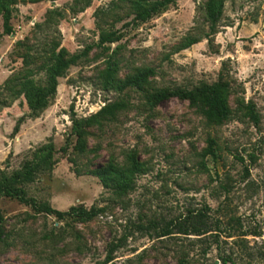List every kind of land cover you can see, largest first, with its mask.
Returning a JSON list of instances; mask_svg holds the SVG:
<instances>
[{
	"label": "rangeland",
	"instance_id": "rangeland-1",
	"mask_svg": "<svg viewBox=\"0 0 264 264\" xmlns=\"http://www.w3.org/2000/svg\"><path fill=\"white\" fill-rule=\"evenodd\" d=\"M203 2L174 0L136 25L131 0L12 5V32L0 38V177L52 141L53 168L24 185L26 196L61 211L92 205L104 210L86 220L58 219L0 195V264H224L223 258L229 259L225 264H264V0H226L214 31ZM111 32L115 41L97 45L102 33ZM187 36L199 41L181 48ZM52 42L69 55L91 48L58 78L50 105L34 117L24 96L9 97L3 85L24 71L25 52L41 54ZM109 63L117 65L116 80L141 67H153L155 74L140 90L104 89L101 74ZM38 66L30 65L42 82ZM221 71L233 90L231 115L220 125L208 123L187 100L170 97L154 108L145 101L160 88L210 83ZM119 99L126 107L91 125L85 150H75L73 114L86 117ZM248 103L258 124L245 115ZM130 151L144 171L117 196L89 170L109 161L124 165ZM198 212L208 232L184 234L172 227ZM166 225L172 233L158 236ZM110 243L119 246L106 261Z\"/></svg>",
	"mask_w": 264,
	"mask_h": 264
},
{
	"label": "trees",
	"instance_id": "trees-1",
	"mask_svg": "<svg viewBox=\"0 0 264 264\" xmlns=\"http://www.w3.org/2000/svg\"><path fill=\"white\" fill-rule=\"evenodd\" d=\"M226 0H204L203 13L206 21L209 22L211 31L215 30L217 22L222 16L224 3ZM174 0H131V10L133 24H139L149 20L153 15H156L166 9ZM16 0H0V17L2 19L3 31H0V38L3 34L12 32L10 20L12 18V5ZM117 39L114 32L105 34L102 33L97 43L113 42ZM199 38L195 36H187L181 48H188L198 42ZM91 46L85 47L81 53L71 54L64 47H59L57 42H52L48 49L43 53L37 54L25 52L21 57L25 66L22 73L13 75L7 79L3 85L5 91L9 93V97L17 98L24 96L27 106L32 116L37 117L46 109L56 94L58 78L63 76L66 69L75 64L77 60L85 55ZM39 62L37 70H43L44 79L42 82L37 81L34 76V69L31 64ZM117 70L116 63H109L107 68L101 74L102 85L104 89L113 88L119 92L127 88L140 90L143 84L149 77L155 74L153 67H141L135 70L134 73L126 76L121 80H116L115 73ZM233 90V84L230 76L225 75L223 71L219 73L217 80L201 82L191 88L187 87H164L145 95V101L150 108H154L161 101L170 97H176L182 100H187L189 105L195 107L206 121L210 124L220 125L231 115L229 106V97ZM126 101L119 99L108 102L103 105L97 112L77 118L73 114L71 133L76 136V141L73 148L79 152L85 150L84 137L87 129L91 125H101L104 119H109L119 111L126 107ZM245 115L249 117L254 124H258L259 115L252 103L243 105ZM22 118H20V121ZM14 127V133L18 131L19 123ZM214 141L209 140L208 149L210 154L213 151ZM67 149V143L62 147ZM56 150L52 141L39 146L33 151L32 157L26 160L22 166L13 171L10 175L1 173L0 177V195L15 197L20 202L31 205L37 213L54 214L58 219L65 217H77L81 220L90 219L104 210V207L92 205L89 209L80 206H71L66 211H61L52 208L47 203H39L33 198L26 196L24 185L32 182L40 173H46L52 170L54 165V154ZM253 156V155H252ZM144 171V164L136 157L132 151L127 153L126 162L124 165H119L113 161L107 164L89 170V173L96 176L102 185L111 190L117 196H121L134 186L135 177ZM0 220L2 217L0 215ZM172 227L178 232L184 234L201 235L209 231L205 220V215L202 212L191 214V220L176 221ZM172 233L170 226L166 225L162 228L158 236H166ZM3 236L0 233V241ZM119 245L110 243L106 255V261L112 259V252ZM229 259L223 258V263ZM234 264V263H233Z\"/></svg>",
	"mask_w": 264,
	"mask_h": 264
}]
</instances>
